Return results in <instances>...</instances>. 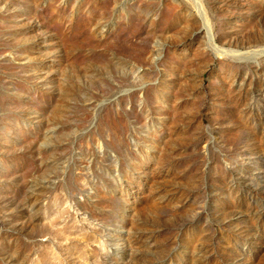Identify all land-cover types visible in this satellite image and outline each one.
Segmentation results:
<instances>
[{"label": "rangeland", "instance_id": "374dc122", "mask_svg": "<svg viewBox=\"0 0 264 264\" xmlns=\"http://www.w3.org/2000/svg\"><path fill=\"white\" fill-rule=\"evenodd\" d=\"M0 264H264V0H0Z\"/></svg>", "mask_w": 264, "mask_h": 264}, {"label": "bare ground", "instance_id": "6f19581e", "mask_svg": "<svg viewBox=\"0 0 264 264\" xmlns=\"http://www.w3.org/2000/svg\"><path fill=\"white\" fill-rule=\"evenodd\" d=\"M242 51H243V50H242ZM247 51H248V50H247ZM247 51H246V52H247ZM236 53H238V52H236Z\"/></svg>", "mask_w": 264, "mask_h": 264}]
</instances>
